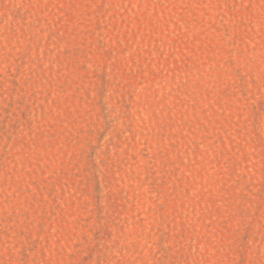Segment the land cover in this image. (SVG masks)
I'll return each mask as SVG.
<instances>
[{"label": "rangeland", "instance_id": "1", "mask_svg": "<svg viewBox=\"0 0 264 264\" xmlns=\"http://www.w3.org/2000/svg\"><path fill=\"white\" fill-rule=\"evenodd\" d=\"M0 264H264V0H0Z\"/></svg>", "mask_w": 264, "mask_h": 264}]
</instances>
